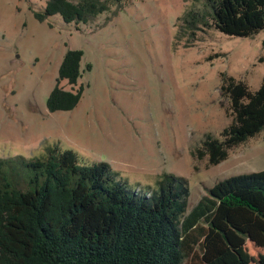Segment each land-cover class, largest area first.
Segmentation results:
<instances>
[{
    "label": "rangeland",
    "instance_id": "obj_1",
    "mask_svg": "<svg viewBox=\"0 0 264 264\" xmlns=\"http://www.w3.org/2000/svg\"><path fill=\"white\" fill-rule=\"evenodd\" d=\"M46 1L0 0V158L69 148L80 164L107 162L144 191L173 174L188 185V209L217 181L264 169V128L215 165L196 157L231 121L221 73L251 90L264 80V30L242 37L184 24L205 0H122L78 23L38 20ZM68 49L83 53L84 89L74 108L51 112L46 99Z\"/></svg>",
    "mask_w": 264,
    "mask_h": 264
},
{
    "label": "trees",
    "instance_id": "obj_2",
    "mask_svg": "<svg viewBox=\"0 0 264 264\" xmlns=\"http://www.w3.org/2000/svg\"><path fill=\"white\" fill-rule=\"evenodd\" d=\"M121 2L47 0L34 15L87 22ZM182 19L247 37L264 30V0H205L203 11ZM82 54H64L49 111L80 100ZM219 92L231 121L197 149L209 165L264 128V80L251 90L222 72ZM188 196L183 178L165 173L156 187L134 189L107 162L80 164L69 148H49L46 158H0V264H264V169L217 181L190 209Z\"/></svg>",
    "mask_w": 264,
    "mask_h": 264
}]
</instances>
